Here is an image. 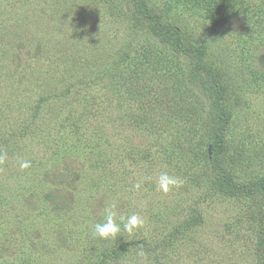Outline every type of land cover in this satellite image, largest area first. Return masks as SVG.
I'll list each match as a JSON object with an SVG mask.
<instances>
[{"label":"rangeland","instance_id":"rangeland-1","mask_svg":"<svg viewBox=\"0 0 264 264\" xmlns=\"http://www.w3.org/2000/svg\"><path fill=\"white\" fill-rule=\"evenodd\" d=\"M155 1L168 20L205 41L211 60L221 59L239 87L229 138L242 156L228 168L241 182L264 176V0L209 12L185 0ZM130 7L128 0H0V264L264 263L257 252L264 196L215 191L198 116L180 123L184 138L195 133L188 156L150 155L178 134L168 125L162 136L149 134L136 122L141 105L154 111L138 97L141 84L152 83L156 58L153 51L147 58L148 50L178 65L180 78L188 61L162 52ZM125 44L134 53L113 87H88ZM174 83V96L201 113L203 100ZM21 161L30 167L21 169ZM162 171L182 186L158 191ZM113 204L121 233L104 241L92 226ZM132 214L145 223L128 234L119 216ZM197 215L203 222L189 227ZM177 228L174 244L161 245ZM147 241L160 250L131 246Z\"/></svg>","mask_w":264,"mask_h":264},{"label":"trees","instance_id":"trees-1","mask_svg":"<svg viewBox=\"0 0 264 264\" xmlns=\"http://www.w3.org/2000/svg\"><path fill=\"white\" fill-rule=\"evenodd\" d=\"M185 1L192 5L202 6L209 12L214 8H217L218 11L220 9L226 11L230 5H232L231 8L237 9L236 4L240 0H233V2L231 0ZM128 2L132 10L130 16H133L134 19H137L143 24L144 29L149 32L155 42L161 45L162 52L172 54L176 57H183L188 61V71L186 70L187 73L180 78L178 75L181 70L179 73L177 70L181 68L178 65L176 67L174 63L172 67L169 61L162 64L164 62L158 58L156 52L154 50H148L147 58L150 57L152 51L153 57L156 58V62H154V73L151 76L152 83L151 86L147 82L142 83L139 88L138 97L144 99L145 102L143 105H150L154 111H149L141 105L140 109L144 110L138 112L136 122L144 130H147L149 134L154 132V134L162 136V133L165 131V125H168L172 130L175 129V133L178 134L175 139L170 141V144L158 146L159 148L156 150L157 154H153L149 150L150 155H162V158L166 160H170L174 152H178L182 157L188 156V153L191 151V142L195 141V133L192 132L191 138H184L182 136L183 130L180 131V128H184V126L180 123L182 121L183 124L182 119L184 115H190L189 117L198 116L195 125L199 124V132L205 137L204 145L208 149L206 168L210 164L214 166L215 177L212 183L215 191L235 198H247L257 201L259 196H264V176H260L250 182H241L236 174L227 166V164L232 165L234 161L240 159L242 156L238 145H235L229 138L234 110L240 103L236 94L238 93L237 90L239 87H236V83L229 78L230 74H228L226 68L222 64H219L222 63V60L219 58H217L218 61L216 62L211 60L205 41L197 42L192 34L184 32L178 24L168 20V10L158 6L155 0H128ZM243 3L241 2V4ZM244 12L250 13V9H246ZM259 16L261 17V15ZM132 53H134L132 44L122 45L115 53L110 64L97 70L95 78L88 81L86 85L89 87L98 81H106L108 86L113 87L119 69L130 60ZM174 82L180 86L186 85L191 93L203 100L201 113L193 112L194 109L191 106L187 107L185 98H176L174 96L172 92L175 89ZM102 86H105V83ZM176 103L178 104L177 107L175 106ZM203 114L207 115L204 117ZM180 133L182 137H179ZM193 154L199 163L201 156L198 146L196 150L193 148ZM200 222H203L202 218L197 215L194 220L190 221L189 227H194ZM179 233V228L173 230L169 234L168 240L164 241V244L161 245H173ZM260 238L262 240H260L257 246V252L261 254L264 253L263 235ZM150 245L152 244L147 241L131 246L139 248L146 247V249H154L153 251L160 250V245H154L151 248ZM18 260L16 261L18 262ZM105 261L106 258L98 261L97 264H103Z\"/></svg>","mask_w":264,"mask_h":264},{"label":"clouds","instance_id":"clouds-1","mask_svg":"<svg viewBox=\"0 0 264 264\" xmlns=\"http://www.w3.org/2000/svg\"><path fill=\"white\" fill-rule=\"evenodd\" d=\"M3 157H0L2 160ZM21 169H26L30 167L29 161H21ZM150 179V178H149ZM183 181L175 176L170 175L167 171H162L156 177V188L158 191L163 192L164 194L169 193L173 189L181 187ZM136 188H139L140 185L136 184ZM115 205H110L104 209L105 220L102 223H97L92 226V235L98 237L101 240H115L118 235L121 233V225L116 222L117 213L114 211ZM120 222L123 224V231L128 234H132L136 229L143 227L145 220L138 214H132L125 218L124 216H119Z\"/></svg>","mask_w":264,"mask_h":264},{"label":"water","instance_id":"water-1","mask_svg":"<svg viewBox=\"0 0 264 264\" xmlns=\"http://www.w3.org/2000/svg\"><path fill=\"white\" fill-rule=\"evenodd\" d=\"M209 151H210V154H211V149Z\"/></svg>","mask_w":264,"mask_h":264}]
</instances>
